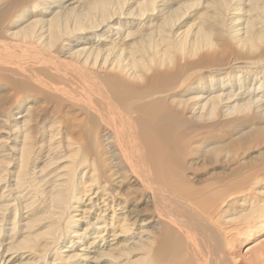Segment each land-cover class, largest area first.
<instances>
[{
  "label": "bare ground",
  "instance_id": "1",
  "mask_svg": "<svg viewBox=\"0 0 264 264\" xmlns=\"http://www.w3.org/2000/svg\"><path fill=\"white\" fill-rule=\"evenodd\" d=\"M0 264H264V0H0Z\"/></svg>",
  "mask_w": 264,
  "mask_h": 264
},
{
  "label": "rangeland",
  "instance_id": "2",
  "mask_svg": "<svg viewBox=\"0 0 264 264\" xmlns=\"http://www.w3.org/2000/svg\"><path fill=\"white\" fill-rule=\"evenodd\" d=\"M247 248L248 247H245L244 249L242 248V250H241L242 251V254H246V255L248 254Z\"/></svg>",
  "mask_w": 264,
  "mask_h": 264
}]
</instances>
